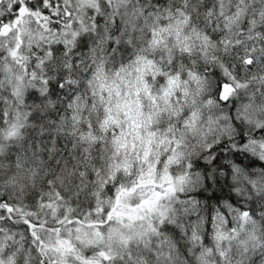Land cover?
Returning <instances> with one entry per match:
<instances>
[{"label":"snow or ice","instance_id":"1","mask_svg":"<svg viewBox=\"0 0 264 264\" xmlns=\"http://www.w3.org/2000/svg\"><path fill=\"white\" fill-rule=\"evenodd\" d=\"M0 264H264V0H0Z\"/></svg>","mask_w":264,"mask_h":264}]
</instances>
